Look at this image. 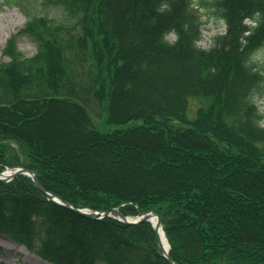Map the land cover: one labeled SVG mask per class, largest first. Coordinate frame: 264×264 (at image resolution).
<instances>
[{"label":"trees","instance_id":"1","mask_svg":"<svg viewBox=\"0 0 264 264\" xmlns=\"http://www.w3.org/2000/svg\"><path fill=\"white\" fill-rule=\"evenodd\" d=\"M47 1L70 23L34 16L3 50L0 173L27 167L77 208L157 211L175 264H264V129L244 100L264 0ZM201 7L226 24L208 48ZM104 113L122 126L99 130ZM0 234L51 264H168L150 222L81 216L24 175L0 182Z\"/></svg>","mask_w":264,"mask_h":264},{"label":"rangeland","instance_id":"2","mask_svg":"<svg viewBox=\"0 0 264 264\" xmlns=\"http://www.w3.org/2000/svg\"><path fill=\"white\" fill-rule=\"evenodd\" d=\"M200 12L203 20V38L200 45L208 48L214 36L226 31V24L214 13L212 7H201ZM34 16H48L58 22L70 23L63 9L47 0H0V63L9 61L8 57L3 54L7 39L19 32L27 21ZM17 46L26 57H31L36 53L35 43L28 36H20ZM200 105V101L192 99L190 108L194 112ZM99 117H95V123L98 129L103 132L114 131L122 126L109 124L106 121V113ZM0 248L2 249L0 264H49L40 261L23 245L16 244L3 235H0Z\"/></svg>","mask_w":264,"mask_h":264},{"label":"water","instance_id":"3","mask_svg":"<svg viewBox=\"0 0 264 264\" xmlns=\"http://www.w3.org/2000/svg\"><path fill=\"white\" fill-rule=\"evenodd\" d=\"M19 175H25V176H28L29 178H31L34 181L35 185L46 195L48 200L53 201L54 203L61 205L63 207H66V208L74 211L75 213H77L81 216H84V217H87L90 219H99V220L107 218V217H112V218H115V219L122 221L125 224H129V225H138V224L146 222V221L151 222L155 228L157 235H158V241H159V247H160L161 255L166 259L168 264H175L174 261L172 260L171 254H170V248L168 251H166L164 244H163V239L161 236L162 218L158 212H147V213H143L142 215H140L137 218H132V217L125 216L118 208H113V209L101 211V212L75 208L71 204H69L68 202L46 192L45 189L39 183L35 173L28 168H17V169H12V170H9L7 172L1 173L0 174V181L9 182V181H12L13 179H15Z\"/></svg>","mask_w":264,"mask_h":264},{"label":"clouds","instance_id":"4","mask_svg":"<svg viewBox=\"0 0 264 264\" xmlns=\"http://www.w3.org/2000/svg\"><path fill=\"white\" fill-rule=\"evenodd\" d=\"M249 61L252 62L249 70L257 74L258 79L249 89L244 100L248 106L255 110L253 124L260 129H264V45L254 50L249 60L245 61L246 67H249Z\"/></svg>","mask_w":264,"mask_h":264},{"label":"bare ground","instance_id":"5","mask_svg":"<svg viewBox=\"0 0 264 264\" xmlns=\"http://www.w3.org/2000/svg\"><path fill=\"white\" fill-rule=\"evenodd\" d=\"M162 237H163V244H164V247H165V250L168 251L169 250V244H168V241L166 240L164 234L162 233Z\"/></svg>","mask_w":264,"mask_h":264}]
</instances>
